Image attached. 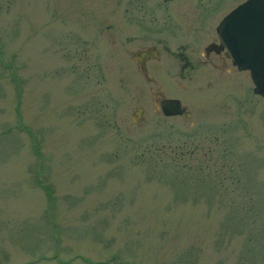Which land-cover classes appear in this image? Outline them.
Wrapping results in <instances>:
<instances>
[{"label": "rangeland", "instance_id": "1", "mask_svg": "<svg viewBox=\"0 0 264 264\" xmlns=\"http://www.w3.org/2000/svg\"><path fill=\"white\" fill-rule=\"evenodd\" d=\"M125 5L0 0V264H264V98L247 71L221 102L209 73L181 90L162 49L151 74L196 126L162 120L133 57L175 37L154 5L149 34Z\"/></svg>", "mask_w": 264, "mask_h": 264}, {"label": "flooded vegetation", "instance_id": "2", "mask_svg": "<svg viewBox=\"0 0 264 264\" xmlns=\"http://www.w3.org/2000/svg\"><path fill=\"white\" fill-rule=\"evenodd\" d=\"M145 1L150 0H126V2H129V5H125V10L131 8V11L133 9L135 13H139L137 18H133V16L130 15L131 20L136 21L138 25L142 26V31L149 34L151 30L150 24L151 22H155L156 12L154 11L157 9L162 12L161 16L163 20L156 32L159 31L160 33L166 30L170 36L175 37L173 40L175 46L171 48L168 46V42L163 36L156 34L154 40H156L157 43L142 44L134 52L133 58L136 69L143 74L146 80L154 84V86H150L149 89L152 92L151 104L154 114L161 116L162 120L163 117H170L169 119H171L172 117L178 116L181 126L187 129H195V122L190 119L192 111L188 105L184 101H181L179 95L171 94L170 92L165 93L164 88L168 87V84H159L156 81V75L151 74V60L161 59V50L165 49L166 60L163 71L171 72V75L177 77L174 85L179 89L186 90L184 80L192 78L195 72L202 74L209 73L211 76L208 79L206 78L205 84L206 87L212 88L215 101L221 102L224 98L227 99L232 97L228 85H226L230 73L247 71L249 75V71L248 69L237 68L233 62L232 54L227 47V44L233 43L234 39L238 38L235 32L239 30H237L235 20L232 19L231 22L226 21L225 23L221 21L231 9L244 0H195L196 5L193 6V10L197 14V21L192 25L190 37H185L184 31L182 34H179L183 26L180 22L175 20L172 14L176 10H179V12L186 10L188 7L186 1L151 0V4H145ZM153 5L156 7L154 10ZM180 7H182L181 10L179 9ZM145 14H147L148 20L145 18ZM209 16L213 19L215 17V19L209 22L207 20ZM243 33L244 28L242 27V35ZM198 43H201V45L196 47L193 46ZM156 44H160L162 48L158 47ZM150 49H154L155 53L153 54ZM252 87L253 86L250 87V91L253 95L264 98L263 95L253 92ZM195 88H201V84H197ZM165 97L177 98L179 104L163 106L161 100ZM136 109L132 118L135 121H139L143 119L142 117L145 109L142 105L137 106ZM165 126H167L168 130L175 128L172 122L166 123ZM176 129L180 128L177 127ZM187 137L188 136H185V138Z\"/></svg>", "mask_w": 264, "mask_h": 264}, {"label": "water", "instance_id": "3", "mask_svg": "<svg viewBox=\"0 0 264 264\" xmlns=\"http://www.w3.org/2000/svg\"><path fill=\"white\" fill-rule=\"evenodd\" d=\"M232 19L239 30L235 32L238 38L227 44L233 62L239 69H248L253 91L264 95V0L242 1L229 11L221 22H231ZM150 51L155 53L154 49ZM161 104L168 106L179 103L177 98L165 97Z\"/></svg>", "mask_w": 264, "mask_h": 264}]
</instances>
